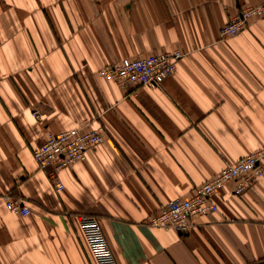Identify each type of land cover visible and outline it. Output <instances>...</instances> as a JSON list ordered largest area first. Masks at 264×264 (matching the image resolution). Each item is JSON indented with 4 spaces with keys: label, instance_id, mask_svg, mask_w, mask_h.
<instances>
[{
    "label": "crops",
    "instance_id": "obj_1",
    "mask_svg": "<svg viewBox=\"0 0 264 264\" xmlns=\"http://www.w3.org/2000/svg\"><path fill=\"white\" fill-rule=\"evenodd\" d=\"M264 0H0V264H97L79 216H95L118 264H264V177L188 234L145 222L264 148V15L221 30ZM186 54L159 88L97 75L164 51ZM41 112L35 118V111ZM94 121L106 141L61 173L33 152ZM21 198L31 214L7 209Z\"/></svg>",
    "mask_w": 264,
    "mask_h": 264
},
{
    "label": "built area",
    "instance_id": "obj_2",
    "mask_svg": "<svg viewBox=\"0 0 264 264\" xmlns=\"http://www.w3.org/2000/svg\"><path fill=\"white\" fill-rule=\"evenodd\" d=\"M264 15V3L247 6L233 16L221 30V38L238 35L255 16ZM181 51H164L136 59H124L118 65L103 67L97 75L118 86L130 89L140 87L159 88L172 76L177 63L185 57ZM41 117L40 111L33 113ZM94 121H86L80 127L50 133L46 141L34 152L33 157L40 171L44 172L57 193L65 189L61 173L84 162L88 152L106 141V132L102 127L94 128ZM264 177V148L250 153L234 164H227L213 179L201 185L189 198L170 201L158 214L145 222L146 226L164 230H176L188 234L194 227V220L218 211L213 197L227 185L233 183L236 196L253 190ZM7 209L22 217L31 214V210L21 198L11 194L3 196ZM84 237L97 264H118L103 232L102 223L95 216H79Z\"/></svg>",
    "mask_w": 264,
    "mask_h": 264
}]
</instances>
